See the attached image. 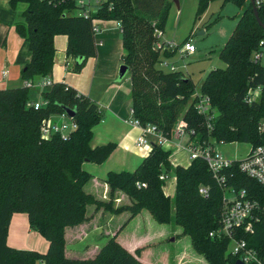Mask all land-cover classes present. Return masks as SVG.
<instances>
[{
  "label": "trees",
  "instance_id": "obj_1",
  "mask_svg": "<svg viewBox=\"0 0 264 264\" xmlns=\"http://www.w3.org/2000/svg\"><path fill=\"white\" fill-rule=\"evenodd\" d=\"M214 1L218 0H198L196 18ZM221 1L234 3L243 14L219 53L226 67L210 71L200 87L218 111L211 135L226 144H264V133L259 130L264 119V67L252 61L264 39V30L249 0ZM20 3L28 8L22 14L25 24H18L16 31L27 41L32 55L21 74L25 83L52 75L55 36L68 38L67 56L75 60L74 73H80L87 61L97 56L92 23L72 15L71 2L10 1L12 8ZM172 5L173 0H109L94 17L122 24V59L131 73L135 116L143 124L158 126L169 137L182 116L203 140L208 132L195 110L196 85L181 71L159 68L162 60L161 51L154 45L158 40L156 31H165ZM258 13L264 23V7ZM173 56L164 53L165 58ZM258 87H262L260 101L249 104L245 100L248 90ZM42 96L49 105L35 110L29 107L32 100L26 85L0 89V264H144L139 260L141 249L133 254L116 237L92 259L66 256V229L87 221L92 205L115 215L128 212L129 221L146 210L156 222L180 227L182 234L177 237L190 238L203 264H235L237 258L228 252L230 241L209 236L219 227L223 191L204 161L196 160L188 168L173 167L171 151L154 146L134 172L108 174L110 200L100 201L85 191L92 175L83 166L86 162L103 164L117 145L91 146L94 128L103 120L99 107L77 91L66 90L61 83L44 90ZM65 107L76 110L78 129L67 137L42 139L41 122L64 113ZM232 171L234 177L229 184L246 189L264 204V188L236 167ZM163 173L176 176L173 197L165 194V183L160 180ZM202 186L210 187L208 198L200 194ZM117 192L125 193L132 204L117 207ZM16 213L27 214L31 229L48 241L45 254L8 245L9 226ZM248 240L264 253V219Z\"/></svg>",
  "mask_w": 264,
  "mask_h": 264
},
{
  "label": "crops",
  "instance_id": "obj_2",
  "mask_svg": "<svg viewBox=\"0 0 264 264\" xmlns=\"http://www.w3.org/2000/svg\"><path fill=\"white\" fill-rule=\"evenodd\" d=\"M10 1L6 0V3L0 5V89L3 90L25 85L21 74L32 56L29 44L16 31L18 24H25V22H17V14H23L28 5L20 3L16 8H12ZM22 5L25 6L21 8ZM108 22H112L115 26L114 29L121 32L116 21L97 22L101 33L96 37V40L97 43L102 42L103 44L97 45V56L90 58L80 73H74V65L71 69L69 64L74 59L67 56L68 38L62 35L55 36L54 67L52 75L48 77L55 84H65L79 94L88 97L99 107L103 120L94 128V136L91 141L93 148L109 143L117 145L114 152L103 164L97 165L86 162L83 166L92 175L85 191L103 202L110 200V187L106 183L108 174L110 172H134L147 156L146 153L135 146L139 131L126 122L132 107L131 79L130 83L123 85L126 77L119 78L118 67L120 62L115 61L108 66L100 61V57H103L102 50L107 47V51H111L113 45L119 46L121 44L119 53L115 55L114 60L118 55L123 56L122 41L120 37L116 36L115 32L107 27ZM98 47H103V49ZM5 72H7L6 75H4ZM38 96L39 100L34 101L41 100L42 96L39 92ZM175 142L177 141L174 140V143L168 145L165 149L171 151L170 161L176 167L182 165L173 162L174 159H177V155L175 158L172 155L176 150L181 151ZM191 164L192 162L188 165L183 164L182 167L188 168ZM165 188L167 196L173 197L175 195V191L173 194L167 193ZM117 193H120L121 197H118L116 201L122 204L125 196L121 192ZM130 204L129 200L128 205ZM117 207H119V204H117ZM124 213L115 215L103 209L97 210L94 205L89 206L87 221L79 226L66 229V256L80 260L92 259L111 238L116 237L133 254L141 249L139 260L144 264H203V261L196 255L192 256L193 259L184 262L186 256L191 252L188 248L174 252L175 259L173 262L170 256L172 251L162 249L156 244L163 236L160 232L157 234L147 233L140 237L134 233L129 236H122L120 234L122 228L120 227L123 221L128 219V217L122 218ZM7 242L12 248L37 251L42 254H45L49 249L48 241L39 232L31 229L28 215L25 213L13 215ZM149 244L156 246L148 247Z\"/></svg>",
  "mask_w": 264,
  "mask_h": 264
},
{
  "label": "built area",
  "instance_id": "obj_3",
  "mask_svg": "<svg viewBox=\"0 0 264 264\" xmlns=\"http://www.w3.org/2000/svg\"><path fill=\"white\" fill-rule=\"evenodd\" d=\"M49 3L71 2L74 7L72 15L88 20L92 23V32L96 44L102 45V42L97 43V36L101 33L97 22L99 20L94 15L98 13L109 0H41ZM257 8L264 7V0H254ZM117 22L118 28L122 30L121 22ZM157 45L159 49H177L181 55H193L196 53V47L191 41L177 45L174 42H166L163 40L164 32L156 31ZM264 57V39L259 42L258 49L252 55V61L255 64H261ZM73 61V60H72ZM71 65V63H69ZM162 64L171 69V72H178L174 65L167 62ZM7 72L4 73L6 75ZM25 85L28 88L35 87L33 82L27 81ZM55 83L49 78H43L39 83L41 89L52 88ZM65 85V84H64ZM66 90L70 87L65 85ZM78 95H80L78 93ZM262 96V87L249 89L245 97L249 104L259 102ZM195 110L204 120V125L208 135L206 139H200L196 135V131L190 128L188 122L181 116L178 120L174 135L169 137L156 125L152 123L143 124L136 116L135 111L131 107L130 116L127 119V124L139 131V136L135 141V146L146 153L147 155L153 151L154 146L166 148L173 144L176 140L177 147L188 153L191 162L196 160L204 161L213 178L223 191L222 208L219 219V227L211 232V238L228 239L230 241L228 252L231 256L237 258L244 264H264V253L251 246L248 238L255 234L257 225L264 219V204L253 198L246 189H237L229 184L230 179L234 177L235 167L242 174L256 181L264 188V144H250L252 146L249 154L243 160H227L217 148L221 145H226L223 141H218L211 135L214 130L215 122L218 117V111L214 108L212 100L209 96L201 91H196L193 95ZM49 105V101L41 97L40 101H32L29 107L40 110ZM78 129V124L74 118L69 117L65 112L52 115L45 118L40 125V136L42 139L49 140L54 136L67 137ZM261 133H264V119L259 126ZM232 144V143H230ZM175 167V166H174ZM169 173H163L160 176L165 185L173 176ZM176 182V178L173 177ZM146 187V184H143ZM210 187L202 186L200 194L204 197H209ZM236 260V261H237Z\"/></svg>",
  "mask_w": 264,
  "mask_h": 264
},
{
  "label": "rangeland",
  "instance_id": "obj_4",
  "mask_svg": "<svg viewBox=\"0 0 264 264\" xmlns=\"http://www.w3.org/2000/svg\"><path fill=\"white\" fill-rule=\"evenodd\" d=\"M174 1L175 0H173V5L164 31L163 40L166 42H174L177 45L183 44L186 41H191L196 47V53L190 56L181 55L177 49H168L165 48V46L163 49H159L157 46L159 45L158 41L155 42L154 45L159 51H161L162 62L174 65L177 68V71H181L186 77L191 78L197 87L196 91H200V87L210 71L226 67L225 63L220 60L219 53L236 27L243 14V9L239 8L234 3L224 4L223 1L218 0L212 2L209 8L202 13L199 19H197L198 0H178V4ZM4 3H6V0H0V5ZM24 6L25 5H22L20 7L23 8ZM17 22H24L22 14L20 13L17 14ZM106 25L111 31L115 32L116 36L120 37L122 41V34L119 30L117 31V29H114V24L108 22ZM120 45H113L111 51H107V47L104 49L103 47H98L103 49V57H100L102 64H107L109 66V64H113L115 61L120 62L118 73L124 65L122 59L123 56L118 55L116 60H114L115 55L119 53ZM122 53L124 55L123 50ZM164 53H173L174 56L172 58H165ZM74 64L75 61H71V69ZM261 64L264 67V57ZM159 68L165 72H171V69L164 66L162 63L159 65ZM125 77L123 85L130 83L131 73L127 72ZM41 80L42 79H36L33 82L35 87L30 89V99L33 101L39 100L38 92L42 96V92L44 91V89H41L38 86ZM251 148L252 146L248 143H232L221 145L217 150L225 159L235 161L245 159ZM176 155L177 159H172L173 162H175L174 164L184 166L191 162L188 153L184 150H176L172 157L175 158ZM171 176L176 178L174 174ZM173 177L166 183L165 189L167 193L173 194L175 191L176 184ZM123 194L125 200L120 204L117 203L118 201L116 200L118 197H121V194L116 193V206L117 204H119V207L128 205L129 200L132 204L133 201L125 193ZM123 217H128L129 219L130 213L125 212L122 218ZM128 219L124 220L120 227L122 228L120 233L122 236H129L134 233L140 237L147 233L157 234L160 232L163 236L158 242H156V244L162 249H169V251H172L170 256L171 259H173V262L175 259V256H173L174 252L182 250L183 248H188V250L191 251L189 252L190 254L186 256L184 262L188 259H193V255H196L201 261H203V259L193 250L191 240L188 236L177 237L179 234H182V229L175 224H160L156 222L146 210H143L131 221H128ZM155 246L156 245L149 244L148 247Z\"/></svg>",
  "mask_w": 264,
  "mask_h": 264
},
{
  "label": "water",
  "instance_id": "obj_5",
  "mask_svg": "<svg viewBox=\"0 0 264 264\" xmlns=\"http://www.w3.org/2000/svg\"><path fill=\"white\" fill-rule=\"evenodd\" d=\"M252 5H253V11H254V15L256 17V20L258 22V24L262 27V29L264 30V23L261 21L260 17H259V13H258V8L255 4V1L254 0H249ZM174 2H176L178 4V0H175ZM127 72H129L128 70V67L126 65H123L120 69V72H119V78L120 79H123L125 78ZM64 112L71 118H75L76 116V110H73V109H70V108H67L65 107L64 109ZM235 264H244L243 262H241L240 260H237L235 262Z\"/></svg>",
  "mask_w": 264,
  "mask_h": 264
}]
</instances>
